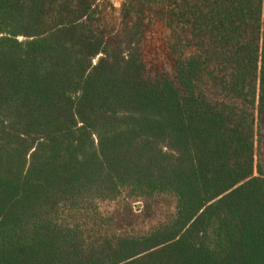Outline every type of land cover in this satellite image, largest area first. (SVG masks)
Returning <instances> with one entry per match:
<instances>
[{"label":"trees","instance_id":"1","mask_svg":"<svg viewBox=\"0 0 264 264\" xmlns=\"http://www.w3.org/2000/svg\"><path fill=\"white\" fill-rule=\"evenodd\" d=\"M114 1L0 0V264H264V0Z\"/></svg>","mask_w":264,"mask_h":264},{"label":"rangeland","instance_id":"2","mask_svg":"<svg viewBox=\"0 0 264 264\" xmlns=\"http://www.w3.org/2000/svg\"><path fill=\"white\" fill-rule=\"evenodd\" d=\"M114 3L118 6L119 1L115 0ZM148 59L150 61V65L153 66L159 63L161 66L165 64V70L169 71L170 74H173L172 68L168 65L166 61H164L165 56L162 53V50L159 45V40L156 36H150L148 38Z\"/></svg>","mask_w":264,"mask_h":264}]
</instances>
